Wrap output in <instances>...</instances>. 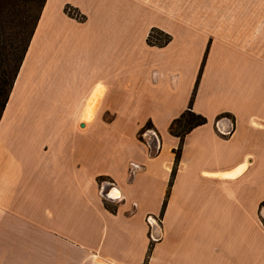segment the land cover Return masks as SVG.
Returning <instances> with one entry per match:
<instances>
[{
  "label": "crops",
  "instance_id": "crops-1",
  "mask_svg": "<svg viewBox=\"0 0 264 264\" xmlns=\"http://www.w3.org/2000/svg\"><path fill=\"white\" fill-rule=\"evenodd\" d=\"M0 264H264V0H45L0 116Z\"/></svg>",
  "mask_w": 264,
  "mask_h": 264
},
{
  "label": "trees",
  "instance_id": "trees-1",
  "mask_svg": "<svg viewBox=\"0 0 264 264\" xmlns=\"http://www.w3.org/2000/svg\"><path fill=\"white\" fill-rule=\"evenodd\" d=\"M44 1L0 0V116L13 86ZM71 8V6H65V11L67 14L73 16L69 11ZM83 17L80 15L77 18L82 19ZM169 40V34L154 28L150 31L147 38L150 44L157 45H163ZM205 122L206 119L203 115L192 110L190 101L189 106L170 123L169 132L178 136L180 143L177 149H175V160L169 185L176 171L184 135L192 128ZM164 206L165 201L163 208Z\"/></svg>",
  "mask_w": 264,
  "mask_h": 264
},
{
  "label": "built area",
  "instance_id": "built-area-1",
  "mask_svg": "<svg viewBox=\"0 0 264 264\" xmlns=\"http://www.w3.org/2000/svg\"><path fill=\"white\" fill-rule=\"evenodd\" d=\"M69 11L71 12V14L75 17L80 16V14L78 13V11L76 9H74L73 7L71 9H69ZM142 166L139 163L133 162L131 161L129 163V167H128V171L130 175H133L137 170H139ZM132 206H135V203H132ZM152 216L148 215L146 217V219L148 220L149 223H151V218ZM153 219L155 220V218L153 217Z\"/></svg>",
  "mask_w": 264,
  "mask_h": 264
}]
</instances>
